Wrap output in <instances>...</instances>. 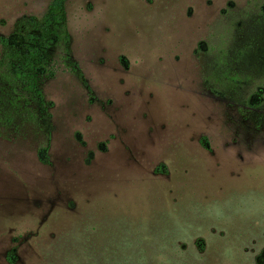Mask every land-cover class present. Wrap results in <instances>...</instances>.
<instances>
[{
    "label": "rangeland",
    "instance_id": "obj_1",
    "mask_svg": "<svg viewBox=\"0 0 264 264\" xmlns=\"http://www.w3.org/2000/svg\"><path fill=\"white\" fill-rule=\"evenodd\" d=\"M51 1L0 0V42ZM231 1L68 0L49 123L0 88V264H264V108L196 52L262 68Z\"/></svg>",
    "mask_w": 264,
    "mask_h": 264
},
{
    "label": "trees",
    "instance_id": "obj_2",
    "mask_svg": "<svg viewBox=\"0 0 264 264\" xmlns=\"http://www.w3.org/2000/svg\"><path fill=\"white\" fill-rule=\"evenodd\" d=\"M67 2L52 0L44 15L24 18L9 37L1 38L0 88L15 111H27L34 120L40 113L49 123V104L42 84L55 73L52 52L57 49L69 52ZM47 136L49 139L50 134Z\"/></svg>",
    "mask_w": 264,
    "mask_h": 264
},
{
    "label": "flooded vegetation",
    "instance_id": "obj_3",
    "mask_svg": "<svg viewBox=\"0 0 264 264\" xmlns=\"http://www.w3.org/2000/svg\"><path fill=\"white\" fill-rule=\"evenodd\" d=\"M230 10L232 11L231 15L241 19V22L237 23V29H233L234 36L240 30L248 27L250 41L256 39L264 43V0H251L244 6L231 1L229 6L222 11L225 18H228L227 14ZM223 33L224 31L221 32V34ZM243 38H245L244 31L238 38L237 44H240V40ZM214 39L209 38L208 35L206 40L198 43L199 50L196 51L198 54H209V56L217 58L216 67L209 76V81L214 85H221L229 92H237L239 89L247 87L249 88L247 101L251 109L264 108V62L262 68H257L251 61H247L249 53L239 50H236L237 53L233 52V59L228 61V53L221 46L222 40L214 42Z\"/></svg>",
    "mask_w": 264,
    "mask_h": 264
}]
</instances>
